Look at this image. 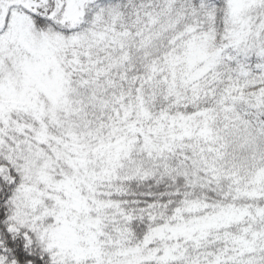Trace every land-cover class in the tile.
I'll list each match as a JSON object with an SVG mask.
<instances>
[{
    "label": "snow or ice",
    "instance_id": "6c2138e0",
    "mask_svg": "<svg viewBox=\"0 0 264 264\" xmlns=\"http://www.w3.org/2000/svg\"><path fill=\"white\" fill-rule=\"evenodd\" d=\"M0 264H264V0H0Z\"/></svg>",
    "mask_w": 264,
    "mask_h": 264
}]
</instances>
